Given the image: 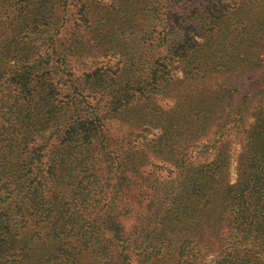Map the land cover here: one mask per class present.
Here are the masks:
<instances>
[{
  "label": "trees",
  "instance_id": "1",
  "mask_svg": "<svg viewBox=\"0 0 264 264\" xmlns=\"http://www.w3.org/2000/svg\"><path fill=\"white\" fill-rule=\"evenodd\" d=\"M67 2L0 0V264H264V0H122L82 77L31 41Z\"/></svg>",
  "mask_w": 264,
  "mask_h": 264
},
{
  "label": "rangeland",
  "instance_id": "2",
  "mask_svg": "<svg viewBox=\"0 0 264 264\" xmlns=\"http://www.w3.org/2000/svg\"><path fill=\"white\" fill-rule=\"evenodd\" d=\"M122 0H69L67 2L66 6V12L65 13H58V18L64 16V24L60 28L56 29L54 31V40L51 42L48 41L45 37L42 36V31H45L48 26L43 23H39L37 25V32L39 34L37 36L31 37L33 38L31 41H34V45H38L40 48V56L42 57L45 53H47L48 50L52 49L53 44H56L58 48H62V53L64 55H69V66L74 67L72 69V73H75L77 76L84 75L85 72H91L96 67L104 68L108 66H115L120 60L119 56L117 55H102L99 51V46L94 47V50L92 49L95 40V35L98 31V29L102 28L108 21L107 18H110L113 16V10L115 8L121 7ZM52 4V3H51ZM26 9V8H25ZM24 9V10H25ZM24 10H22V14H24ZM44 11H46V8H44ZM111 13V14H109ZM110 15V16H109ZM28 17L31 18L33 21L34 19L40 18V16L34 14L33 11H30L28 14ZM7 17H3L2 19V25L0 26V32L2 31H10V25L13 23V20L6 21ZM104 20V21H103ZM1 22V21H0ZM17 23V22H16ZM33 22H31L32 24ZM101 24V25H100ZM35 25V24H34ZM34 25L29 28L32 29ZM99 27V28H98ZM17 39L18 42H24L29 41L30 39L28 37H25L27 31H25L23 34V30L25 29L24 26H17ZM7 39H1L0 44L5 45L7 44ZM12 60L8 65H14L16 60H21L26 57V52H24L22 49H18L17 52H15L12 55ZM57 57H55L56 60ZM55 63V62H54ZM57 63V62H56ZM60 64V62H58ZM7 65V66H8ZM71 68V67H70ZM65 79L66 76L62 75ZM59 78V77H58ZM57 83V80H56ZM61 86V85H60ZM81 93H84L85 97L90 103H95L98 100V96H94L92 94H89L88 90L86 88H83V86H80ZM66 93V91H65ZM79 96V95H78ZM80 101V100H79ZM78 101V102H79ZM77 102V103H78ZM72 114H83V116L88 115V110L86 106L83 103H78L75 106L71 108ZM253 119L251 120V122ZM65 127H67V124L65 121H63L59 127L58 130H64ZM58 135L61 137V131H59ZM242 137V136H241ZM240 137V140H231V179L233 182L237 179V157L241 151L242 148V138ZM37 141V140H36ZM54 142V149L56 148ZM33 145H36V142H32ZM31 144V145H32ZM53 145L49 148H47V151H50L53 148ZM197 158L200 159V161H203L204 158H208L209 160H212L214 158V152L209 149V152L205 153V149L203 147V150L201 147L197 148L196 151ZM49 155H46L45 161H48ZM162 163V162H161ZM164 165L163 169H159L156 174H159L161 178L167 180L173 179L175 177V169L173 165H169L168 163H162ZM137 220L129 219L126 221V227L127 229H131L134 224H136ZM219 254H210L208 255L203 264H216L217 260L219 259ZM137 260V259H136ZM173 260H170L169 263H172ZM136 263V261H135Z\"/></svg>",
  "mask_w": 264,
  "mask_h": 264
}]
</instances>
